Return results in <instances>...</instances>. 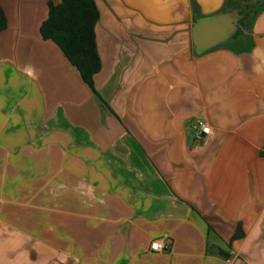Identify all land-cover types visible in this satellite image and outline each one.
Returning <instances> with one entry per match:
<instances>
[{"label": "crops", "instance_id": "0c3cea01", "mask_svg": "<svg viewBox=\"0 0 264 264\" xmlns=\"http://www.w3.org/2000/svg\"><path fill=\"white\" fill-rule=\"evenodd\" d=\"M59 1L0 0V264H264V4L196 53L227 0H94L95 94L41 35Z\"/></svg>", "mask_w": 264, "mask_h": 264}, {"label": "trees", "instance_id": "16d2710c", "mask_svg": "<svg viewBox=\"0 0 264 264\" xmlns=\"http://www.w3.org/2000/svg\"><path fill=\"white\" fill-rule=\"evenodd\" d=\"M245 4L247 11L254 5ZM98 16L94 0H60L57 4L49 3L48 17L40 27L43 38L51 39L59 45L95 94L93 76L101 66L94 32ZM5 25V16L0 8V30Z\"/></svg>", "mask_w": 264, "mask_h": 264}, {"label": "water", "instance_id": "95a60500", "mask_svg": "<svg viewBox=\"0 0 264 264\" xmlns=\"http://www.w3.org/2000/svg\"><path fill=\"white\" fill-rule=\"evenodd\" d=\"M227 0L224 7L213 14L197 17L192 26V43L196 53H203L212 48L230 45L238 31L244 37L258 13V7L263 6L264 0L255 1L248 12L246 4L232 6ZM245 11V12H244ZM247 19H250L248 22Z\"/></svg>", "mask_w": 264, "mask_h": 264}, {"label": "built area", "instance_id": "2783aa9c", "mask_svg": "<svg viewBox=\"0 0 264 264\" xmlns=\"http://www.w3.org/2000/svg\"><path fill=\"white\" fill-rule=\"evenodd\" d=\"M208 133H209V128L207 126L201 124L200 125V131L197 132V135L208 134ZM167 247H168L167 242H163L160 240H154L150 245V249L153 251H161Z\"/></svg>", "mask_w": 264, "mask_h": 264}, {"label": "rangeland", "instance_id": "374dc122", "mask_svg": "<svg viewBox=\"0 0 264 264\" xmlns=\"http://www.w3.org/2000/svg\"><path fill=\"white\" fill-rule=\"evenodd\" d=\"M245 2L247 3H251L253 0H244ZM237 2H242V0H237ZM243 4V3H242ZM4 236L7 235V237H11L12 239L16 240V242L19 244V245H23L22 248H21V251H24V248L27 247V248H30V242L21 238V237H15V235H12V234H4L2 233Z\"/></svg>", "mask_w": 264, "mask_h": 264}, {"label": "flooded vegetation", "instance_id": "af4514ba", "mask_svg": "<svg viewBox=\"0 0 264 264\" xmlns=\"http://www.w3.org/2000/svg\"><path fill=\"white\" fill-rule=\"evenodd\" d=\"M246 3V2H245ZM245 12V11H244ZM248 12V11H246ZM250 19H247V21H243V22H248ZM242 37V33L240 31L237 32V34L234 36V38L231 40L230 44L235 43L238 39H240Z\"/></svg>", "mask_w": 264, "mask_h": 264}]
</instances>
